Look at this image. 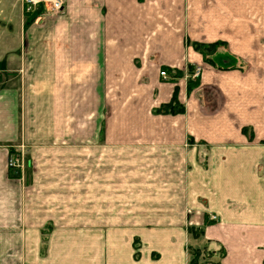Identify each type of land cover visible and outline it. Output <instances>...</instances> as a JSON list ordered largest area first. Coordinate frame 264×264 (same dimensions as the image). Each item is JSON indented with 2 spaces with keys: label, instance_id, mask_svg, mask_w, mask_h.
<instances>
[{
  "label": "crops",
  "instance_id": "crops-1",
  "mask_svg": "<svg viewBox=\"0 0 264 264\" xmlns=\"http://www.w3.org/2000/svg\"><path fill=\"white\" fill-rule=\"evenodd\" d=\"M2 2L0 264H264V0Z\"/></svg>",
  "mask_w": 264,
  "mask_h": 264
},
{
  "label": "trees",
  "instance_id": "trees-1",
  "mask_svg": "<svg viewBox=\"0 0 264 264\" xmlns=\"http://www.w3.org/2000/svg\"><path fill=\"white\" fill-rule=\"evenodd\" d=\"M42 9H44V7L43 5H40L38 10L41 11ZM192 44H193V47L197 51L202 53L206 62L214 66H219L220 68L228 67V66L217 64L215 59L212 57V54H215L217 52V49L220 46L227 45L225 41L219 40L216 42H209V43L195 41ZM156 111H159V112L180 111L181 112L183 111V105L176 99V94H175V97L171 102L161 105L159 108L156 109ZM245 130L247 132V128H245ZM190 233L193 235V237L199 238L201 235V227L192 226L190 228ZM190 253H191V259L189 261V264H203L204 261L210 259L214 251L208 249L206 245L203 248H200V247L192 248L190 249Z\"/></svg>",
  "mask_w": 264,
  "mask_h": 264
},
{
  "label": "built area",
  "instance_id": "built-area-1",
  "mask_svg": "<svg viewBox=\"0 0 264 264\" xmlns=\"http://www.w3.org/2000/svg\"><path fill=\"white\" fill-rule=\"evenodd\" d=\"M25 5V11H33L37 6L43 5L44 9L51 12L60 11L63 9L62 0H23ZM200 68H198L197 73H199ZM161 75L166 76L167 71L165 69L161 70ZM22 152V151H21ZM11 169H19L24 166L23 157L21 153H15L10 157L9 161Z\"/></svg>",
  "mask_w": 264,
  "mask_h": 264
},
{
  "label": "rangeland",
  "instance_id": "rangeland-1",
  "mask_svg": "<svg viewBox=\"0 0 264 264\" xmlns=\"http://www.w3.org/2000/svg\"><path fill=\"white\" fill-rule=\"evenodd\" d=\"M3 0H0V17H1V19H2V14H1V11L3 10V11H5L6 12V9L5 8H3L2 7V2ZM63 1V9H64V0H62ZM21 2H24L23 0H21ZM39 9V6H37L34 10H33V12L32 13H35L36 14V16H40V14H41V11H39L38 10ZM63 9L62 10H60V11H57L56 10V12H51V11H53V10H50L49 12L50 13H52V14H59V13H61L62 11H63ZM46 11H48V10H46ZM2 29H3V25H1V21H0V51L2 50V48H3V46H4V34H3V32H2ZM221 48V47H220ZM219 49V48H218ZM217 49V50H218ZM219 54V53H218ZM222 54H224V53H222ZM212 57L214 58V59H216V60H218L219 61V63H221L220 62V59L218 58L217 59V54H212ZM209 218V217H208ZM217 218V216H212V219H216Z\"/></svg>",
  "mask_w": 264,
  "mask_h": 264
}]
</instances>
